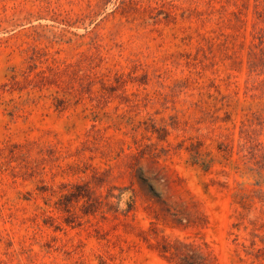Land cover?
Returning a JSON list of instances; mask_svg holds the SVG:
<instances>
[{"label": "rangeland", "instance_id": "1", "mask_svg": "<svg viewBox=\"0 0 264 264\" xmlns=\"http://www.w3.org/2000/svg\"><path fill=\"white\" fill-rule=\"evenodd\" d=\"M0 264H264V0H0Z\"/></svg>", "mask_w": 264, "mask_h": 264}]
</instances>
